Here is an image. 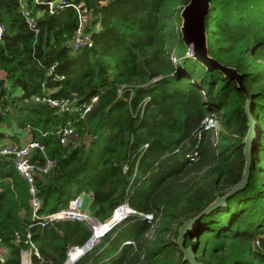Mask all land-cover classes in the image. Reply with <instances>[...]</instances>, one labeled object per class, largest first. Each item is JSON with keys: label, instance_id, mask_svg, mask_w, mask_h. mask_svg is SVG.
<instances>
[{"label": "trees", "instance_id": "1", "mask_svg": "<svg viewBox=\"0 0 264 264\" xmlns=\"http://www.w3.org/2000/svg\"><path fill=\"white\" fill-rule=\"evenodd\" d=\"M25 1L37 32L20 0H0V144L30 135L45 147L32 162L54 161L36 171L40 215L80 193L91 194L102 221L123 203L140 214L116 223L72 264H264V0H211L206 17L209 55L240 74L256 136L244 187L186 232L193 262L176 242L178 228L242 181L248 117L236 82L187 55L179 25L190 0H66L53 11L51 0ZM80 3L92 43L75 50ZM36 95L92 110L60 111ZM208 117L220 126L204 124ZM65 126L83 141L62 144L57 131ZM31 198L14 157L0 154V264H22L29 241L39 251L33 264L65 263L92 229L72 219L42 227Z\"/></svg>", "mask_w": 264, "mask_h": 264}, {"label": "built area", "instance_id": "2", "mask_svg": "<svg viewBox=\"0 0 264 264\" xmlns=\"http://www.w3.org/2000/svg\"><path fill=\"white\" fill-rule=\"evenodd\" d=\"M36 3L41 2V0H34ZM66 4V0H51L48 2V6L50 11H53L56 8H59ZM79 17H80V27L76 31L75 37L72 41V47L75 50H79L83 47L91 45V37L89 34L84 32V23L87 21V12L86 8H84L83 3L78 5H74ZM20 8L25 16L29 26L33 29H36L37 17L34 16L31 10L27 7L25 0H20ZM5 30V26L0 22V39ZM35 101L43 102L57 107L60 111H80L82 116H85L88 112L92 110V103H85L77 108L73 107V103L76 102L74 99H57L53 98L49 95L41 96L36 95ZM98 97L93 98V102H96ZM204 124L212 127H219V121L213 118H206L203 121ZM57 134L62 144H67L71 141L78 145L83 139L79 136L77 131L72 126L61 127ZM96 137V136H94ZM85 141H89L90 137L84 139ZM39 148L44 151V145H41L38 141L33 140L30 135L26 136V139L21 143L14 141H6L0 144V154L2 155H11L15 159V165L22 177H24L30 184V193L32 195L31 204L33 206V219H38L39 223L42 227L47 224L58 220V219H72L82 221L87 224L92 229V235L89 240L83 246H74L68 251V258L63 264H72L77 259H79L83 254H85L88 250L92 249L94 246L98 245L102 238L107 234V232L119 221L128 217L132 214H139L135 209L130 207L127 203H123L119 205L113 216L105 221L100 220L97 216H95L91 211L85 208L84 202V193L78 194L75 198H73L69 205L65 208H62L56 212L47 213V214H39V209L41 207V201L37 197V187L35 184L36 181V171L39 169L43 172H48L54 165V161L51 159H47L45 167H38L35 163L32 162V153L33 151ZM127 169V167L125 168ZM140 215V214H139ZM143 217L152 220L153 214H143ZM31 235L28 234V238ZM30 247L27 250H24L22 253V264H33L32 262V254L36 253L39 255L38 248L36 244L32 241H29ZM124 244H135L134 240H126ZM6 249L4 247H0V262H4V254Z\"/></svg>", "mask_w": 264, "mask_h": 264}, {"label": "water", "instance_id": "3", "mask_svg": "<svg viewBox=\"0 0 264 264\" xmlns=\"http://www.w3.org/2000/svg\"><path fill=\"white\" fill-rule=\"evenodd\" d=\"M210 6L211 0H190L180 12L182 20L179 25V29L182 34V38L188 47V56L198 60L207 69H217L224 77L234 80L238 89L246 93L247 100L245 104V113L248 117V131L243 138V144L247 162L243 179L237 186L228 190L225 194L217 196L199 214L185 220L178 228V238L176 242L183 252L184 258L190 260L191 262L194 261L192 251L190 247L183 246L186 232L201 215L223 205L230 195L244 187L248 174L249 149L256 136V123L249 109V94L246 92L240 74L236 72L233 67L225 66L209 55L206 17L208 16Z\"/></svg>", "mask_w": 264, "mask_h": 264}, {"label": "crops", "instance_id": "4", "mask_svg": "<svg viewBox=\"0 0 264 264\" xmlns=\"http://www.w3.org/2000/svg\"><path fill=\"white\" fill-rule=\"evenodd\" d=\"M26 139V135L22 138V141ZM84 202H85V208L90 210V205L92 202V197L90 193H84Z\"/></svg>", "mask_w": 264, "mask_h": 264}, {"label": "rangeland", "instance_id": "5", "mask_svg": "<svg viewBox=\"0 0 264 264\" xmlns=\"http://www.w3.org/2000/svg\"><path fill=\"white\" fill-rule=\"evenodd\" d=\"M175 61H176V60H175ZM89 211H91V209H90Z\"/></svg>", "mask_w": 264, "mask_h": 264}]
</instances>
